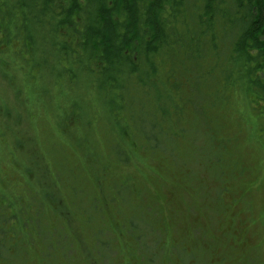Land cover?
<instances>
[{
    "label": "rangeland",
    "instance_id": "374dc122",
    "mask_svg": "<svg viewBox=\"0 0 264 264\" xmlns=\"http://www.w3.org/2000/svg\"><path fill=\"white\" fill-rule=\"evenodd\" d=\"M8 61L0 58V216L23 209L20 219L39 222L17 255L39 264L40 249L52 243L50 260L61 264H264V130L255 103L239 100L230 115L231 105L217 108L221 125L197 117L169 125L172 134L185 130L176 137L180 154L151 155L128 140L132 158L119 163L121 138L100 122L103 107L91 98L85 126L62 134L53 107L46 113L31 103L19 65ZM36 230L48 239L36 241Z\"/></svg>",
    "mask_w": 264,
    "mask_h": 264
},
{
    "label": "trees",
    "instance_id": "16d2710c",
    "mask_svg": "<svg viewBox=\"0 0 264 264\" xmlns=\"http://www.w3.org/2000/svg\"><path fill=\"white\" fill-rule=\"evenodd\" d=\"M0 58L19 65L26 97L46 113L53 107L52 126L62 134L85 126L91 98L103 107L106 117L96 111L100 122L121 138L119 163L132 158L128 140L151 155L180 154L176 137L185 130L172 134L169 125H190L195 117L221 125L217 108L231 105L230 115L239 100L255 103L264 130V0H0ZM214 160L213 169L220 159ZM19 213L0 216L4 262L26 263L28 255L17 252L32 242L30 226L39 224ZM3 223L20 235L6 236ZM36 235V241L48 239ZM51 245L40 249L39 264H61L51 262Z\"/></svg>",
    "mask_w": 264,
    "mask_h": 264
}]
</instances>
